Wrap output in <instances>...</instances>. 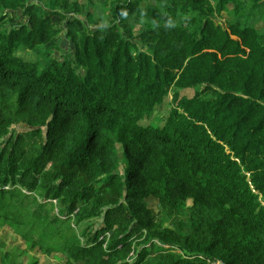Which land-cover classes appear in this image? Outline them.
<instances>
[{
    "label": "trees",
    "instance_id": "obj_1",
    "mask_svg": "<svg viewBox=\"0 0 264 264\" xmlns=\"http://www.w3.org/2000/svg\"><path fill=\"white\" fill-rule=\"evenodd\" d=\"M88 3L0 0V224L67 264H264V0Z\"/></svg>",
    "mask_w": 264,
    "mask_h": 264
},
{
    "label": "rangeland",
    "instance_id": "obj_2",
    "mask_svg": "<svg viewBox=\"0 0 264 264\" xmlns=\"http://www.w3.org/2000/svg\"><path fill=\"white\" fill-rule=\"evenodd\" d=\"M83 5H88L89 1H92L94 5H97L98 3L101 4L104 0H79ZM107 1V0H106ZM94 10V7L91 6V11ZM101 18L102 20L107 21V14H108V8H102L101 9ZM229 13L223 12L221 15L216 14V20L224 23L226 22V17ZM18 16V18H17ZM14 22L13 25H18L19 23L26 20V18L21 17L18 15V13H15L13 15ZM139 26H135L133 29L134 35H138L139 33ZM59 48L54 52L56 58H61L62 55L66 53L68 49H70V43L69 40H65V38L62 37L59 39ZM72 50V49H70ZM22 53L20 54L23 59H34L35 55L31 53L27 54ZM193 89H187L182 91L183 95L186 96H192L194 94ZM172 103H171V96L170 93L162 99L161 103L158 104L155 108L154 113H152L149 117H144L142 121H140L141 124H149V123H156V124H163L165 121V117L169 114V111L171 109ZM1 143V140H0ZM149 206L155 211L156 203L154 200H149ZM167 222V221H166ZM86 224H83L82 227H84ZM168 226H171V223H167ZM188 229H184V233L187 232ZM3 253H7L14 261V264H31V263H37V264H67L66 260L67 258L61 253V252H55L52 253H44L41 251L38 247L31 248L29 244L23 239L22 235L17 233L16 230L12 227H10L7 224H0V255Z\"/></svg>",
    "mask_w": 264,
    "mask_h": 264
},
{
    "label": "built area",
    "instance_id": "obj_3",
    "mask_svg": "<svg viewBox=\"0 0 264 264\" xmlns=\"http://www.w3.org/2000/svg\"><path fill=\"white\" fill-rule=\"evenodd\" d=\"M211 262L210 264H225L222 260L220 259H214V260H208Z\"/></svg>",
    "mask_w": 264,
    "mask_h": 264
},
{
    "label": "clouds",
    "instance_id": "obj_4",
    "mask_svg": "<svg viewBox=\"0 0 264 264\" xmlns=\"http://www.w3.org/2000/svg\"><path fill=\"white\" fill-rule=\"evenodd\" d=\"M6 188H7V186H6ZM48 201H51L53 203H56V200L55 199H49Z\"/></svg>",
    "mask_w": 264,
    "mask_h": 264
}]
</instances>
